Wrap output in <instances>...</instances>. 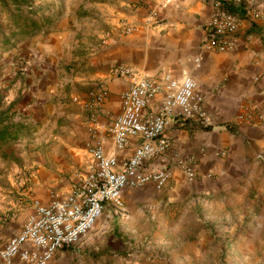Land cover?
I'll list each match as a JSON object with an SVG mask.
<instances>
[{
    "label": "crops",
    "instance_id": "0c3cea01",
    "mask_svg": "<svg viewBox=\"0 0 264 264\" xmlns=\"http://www.w3.org/2000/svg\"><path fill=\"white\" fill-rule=\"evenodd\" d=\"M262 2L264 7V0ZM100 5L107 8L103 9L101 29L96 32L92 43L86 42L85 48L83 41L82 44H73L66 33H60L26 41L15 53L31 60L39 59L41 63L62 61L67 68L65 81L71 88L78 86L84 97L82 104L88 100L87 92L99 83L105 84L108 96L97 115L98 120L104 123L120 115L122 95L130 87L127 79L112 77L115 67L128 66L149 77L162 78L169 74L180 83L188 76L193 77L197 82V92L204 98L210 125L206 129L193 120H186L180 116V110L175 109L167 126L170 150L152 160L148 167L171 170L172 179L163 192L168 190L172 193L179 217L189 212L203 215L198 219L204 225L202 234L198 236L194 233L188 236L181 231L182 237L174 248L166 252L164 249L159 257L142 255L132 258L128 255L126 258L104 257L94 261L91 256L104 251L100 250L103 248L102 230L97 228L76 246L58 251L48 264H196L197 259L209 252V244L214 242L207 228L220 219L202 212L207 208L241 206L244 195L251 191L252 183L256 179L264 181V121L260 122L255 115V112L264 114V23L253 28L249 38L242 35L234 50L216 52L203 46L212 10L210 0H174L166 7H159L156 0H117V3ZM157 8L160 23L147 25L149 12ZM123 19L136 24L132 34L118 32L117 26ZM104 28L110 30V39L104 34ZM50 78L51 84H58V69L52 71ZM172 93V90H164L156 96L152 106L162 104ZM26 100L18 102L17 106L25 109ZM83 106H80V111L85 114ZM65 108L69 113L76 112V107L70 102ZM242 115H250L251 120L240 121ZM77 120L81 118L78 116ZM82 120L88 121L84 126L89 131L86 139L91 144L89 115L83 116ZM102 137L105 152L119 159L131 157L141 141L140 138H131L128 147L118 151L110 138L101 134ZM191 157L194 158L191 165L197 175L194 181H189L185 171L177 165L179 160ZM87 160L88 156L85 157V166ZM149 186L153 188L152 185L146 187ZM37 195L44 203L57 200L40 193ZM197 204L200 205L198 209ZM32 213L31 205L28 214L21 215L9 228L2 230L4 237L0 247L21 232ZM263 223L264 217L259 224ZM0 264L28 263L16 257L10 263L0 259Z\"/></svg>",
    "mask_w": 264,
    "mask_h": 264
},
{
    "label": "rangeland",
    "instance_id": "374dc122",
    "mask_svg": "<svg viewBox=\"0 0 264 264\" xmlns=\"http://www.w3.org/2000/svg\"><path fill=\"white\" fill-rule=\"evenodd\" d=\"M27 2L42 9L40 16L49 18V35L66 33L73 44L83 41L85 48L101 29L103 9L107 8L100 4L117 3V0ZM0 20L1 27L6 28L5 15L0 16ZM103 31L106 35L110 30L104 28ZM18 48L0 60V105L3 109L12 105L7 122L10 132L19 136L17 140L0 141V245L4 237L2 230L21 215L28 214L33 201L48 204L38 193L59 201L67 198L65 195L72 192L85 172L84 162L90 145L86 139L89 131L84 126L88 121L82 117L89 115L90 122L91 91L86 93L88 100L82 104L84 97L78 86L71 88L65 81L67 68L62 61L41 63L39 59L17 55ZM11 54L12 57L6 59ZM56 69L59 82L51 84L50 75ZM26 98V108L20 109L18 102ZM69 102L76 107V112L67 111L65 105ZM80 104L84 105L85 114L80 111ZM263 188L264 181L256 179L241 206L207 208L202 212L220 219L207 228L214 242L196 264H264V223L259 224L264 217ZM172 196L168 190L158 192L150 186L143 190L128 188L125 209L117 211L108 207L94 228L102 230L103 248L100 250L104 251L90 255L93 260L128 255L155 258L161 256L164 249L165 252L172 250L182 234H202L204 224L198 218L203 215L189 212L179 217ZM199 206L197 204L196 209Z\"/></svg>",
    "mask_w": 264,
    "mask_h": 264
},
{
    "label": "built area",
    "instance_id": "2783aa9c",
    "mask_svg": "<svg viewBox=\"0 0 264 264\" xmlns=\"http://www.w3.org/2000/svg\"><path fill=\"white\" fill-rule=\"evenodd\" d=\"M263 0H210L211 16L207 21V38L204 47L216 52L232 51L239 45L240 37L249 38V32L264 23ZM142 2V0H139ZM174 0H156L159 7H166ZM159 11L152 9L146 24L160 23ZM136 24L123 19L117 30L130 35ZM110 39L111 32H107ZM114 78H124L130 87L122 95V111L110 122H100L98 112L108 96V89L99 83L90 92L89 106L92 112L91 139L88 148L86 170L78 179L72 192L63 201L54 200L45 205L33 201V213L29 215L21 232L0 247V259L10 263L19 257L28 264H48L55 254L76 246L82 238L97 226L108 207L117 211L125 209L126 189H142L152 185L158 192L164 191L172 179L169 168H149L155 158L168 153L171 139L167 134L169 118L175 109L180 116L205 127L210 119L204 108V98L197 92L196 80L188 76L181 83L169 74L149 77L128 66H117L111 72ZM164 90H172L166 100L152 106L154 99ZM254 113V111H252ZM260 122L264 114L255 112ZM240 121L251 120L250 115L240 116ZM111 139L118 151L125 150L131 138H140L134 154L125 159L109 155L103 147V137ZM194 158L179 160L189 181L196 179L191 165Z\"/></svg>",
    "mask_w": 264,
    "mask_h": 264
},
{
    "label": "trees",
    "instance_id": "16d2710c",
    "mask_svg": "<svg viewBox=\"0 0 264 264\" xmlns=\"http://www.w3.org/2000/svg\"><path fill=\"white\" fill-rule=\"evenodd\" d=\"M27 3V0H0V16L5 15L7 22L6 28H2L0 24V60L3 55L17 49L23 42L51 33L49 18L39 14L42 9ZM11 110L12 105L7 109H3L0 105V141L2 142L19 139L18 135L10 132L11 126L7 122Z\"/></svg>",
    "mask_w": 264,
    "mask_h": 264
}]
</instances>
